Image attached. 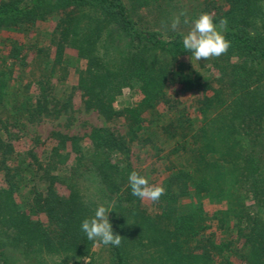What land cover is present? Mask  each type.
I'll return each instance as SVG.
<instances>
[{
	"label": "trees",
	"instance_id": "16d2710c",
	"mask_svg": "<svg viewBox=\"0 0 264 264\" xmlns=\"http://www.w3.org/2000/svg\"><path fill=\"white\" fill-rule=\"evenodd\" d=\"M181 13L227 18V53L187 61L190 25L181 16L170 27ZM50 18V45L26 39ZM5 30L25 39L0 49L1 264H18L17 253L27 264H98L81 223L113 202L122 243L100 244L104 264H264V0H0V41ZM69 49L85 64L60 93ZM126 92L137 98L118 107ZM181 92L199 95L180 107ZM77 93L82 109L123 129H57L17 151L28 125L73 119ZM152 132L173 148L165 194L148 211L128 177L144 176L132 147L155 143Z\"/></svg>",
	"mask_w": 264,
	"mask_h": 264
},
{
	"label": "rangeland",
	"instance_id": "374dc122",
	"mask_svg": "<svg viewBox=\"0 0 264 264\" xmlns=\"http://www.w3.org/2000/svg\"><path fill=\"white\" fill-rule=\"evenodd\" d=\"M55 18H50L46 21H41L38 23V26L35 30L31 31L30 34L26 37L27 40H32V42H38L39 45H50L49 44V33L54 27V20ZM10 38H20L22 40L25 39V36L21 33L12 32L5 30L1 35L0 41V49L4 50L6 45L9 43ZM69 54H71V74L68 75L69 79L67 82L62 86L60 93L65 89L68 85L72 86L75 85L76 81V67H84L85 62L79 60L76 55L69 49ZM185 59V58H184ZM191 61V59H187V61ZM192 62H195L194 60ZM209 74L206 73V77ZM66 86V87H65ZM69 86V87H70ZM128 91V90H127ZM80 94L77 93L75 96L76 101V108H81V100ZM174 96V93L172 94ZM197 92H181L178 95L179 100L181 101L180 107L185 105H190L194 102L195 98L198 97ZM137 96L134 94L132 95L130 92H126L124 96H122L116 105L119 107L120 105H124L130 101L136 99ZM165 107L161 106L160 111L163 112ZM157 121V116L154 115ZM161 123H168L170 121V117L166 115L163 118H159L158 121ZM28 132L27 135L19 139L15 142V146L17 151L23 152L27 150L30 145L32 144L31 138L36 136H41L42 139H45L49 136L50 132L53 130H62L64 132H69L70 134H83L88 132L93 126H116L121 127L123 129L121 121L116 122H107L102 116H100L96 111H85L84 109L78 110L74 118L68 120L67 117L62 116L58 119L48 120L41 123H35L28 125ZM155 143L153 144H142L136 142L132 147V160L134 166L141 170L145 177L148 178L150 184H157L161 185L162 179L167 175L165 171V167L169 164L168 157L169 153L173 148V145L170 140L166 139V137H161L160 135L152 132ZM143 206L148 211L155 210L152 201L144 200ZM213 230V229H211ZM95 253L98 254V264H104L108 261L106 250L100 245L96 244L94 246ZM14 258L16 259L18 264H27V261L17 253ZM1 264V263H0ZM43 264H52V262H44ZM67 264H91V259L87 258L81 260L80 262H69Z\"/></svg>",
	"mask_w": 264,
	"mask_h": 264
},
{
	"label": "clouds",
	"instance_id": "9594fccd",
	"mask_svg": "<svg viewBox=\"0 0 264 264\" xmlns=\"http://www.w3.org/2000/svg\"><path fill=\"white\" fill-rule=\"evenodd\" d=\"M181 16H176L171 21V29L176 31L181 25ZM183 24L190 25L188 31L180 32L184 49L191 52V61L209 60L213 57H220L227 53L231 42L226 39L227 18H221L219 24L214 22L213 16L209 13H201L193 20L186 16ZM193 63V62H192ZM132 195L139 197L142 201L149 200L157 202L165 194V188L161 185L150 184L147 177L132 171L128 177ZM112 204H100L97 206L94 216L83 219L81 230L86 234L89 241L96 244L112 245L119 247L122 243V236L114 234L113 226L109 221V213L112 212Z\"/></svg>",
	"mask_w": 264,
	"mask_h": 264
}]
</instances>
